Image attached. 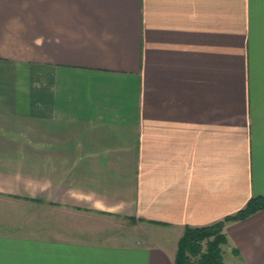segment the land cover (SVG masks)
Segmentation results:
<instances>
[{
  "label": "crops",
  "instance_id": "crops-1",
  "mask_svg": "<svg viewBox=\"0 0 264 264\" xmlns=\"http://www.w3.org/2000/svg\"><path fill=\"white\" fill-rule=\"evenodd\" d=\"M0 156L39 188L0 264H174L264 196V0H0ZM224 232L264 264V209Z\"/></svg>",
  "mask_w": 264,
  "mask_h": 264
},
{
  "label": "rangeland",
  "instance_id": "rangeland-1",
  "mask_svg": "<svg viewBox=\"0 0 264 264\" xmlns=\"http://www.w3.org/2000/svg\"><path fill=\"white\" fill-rule=\"evenodd\" d=\"M4 156H0V230L13 231L18 229L19 233L39 235V188L37 177H24L20 172H16L15 179L10 180L6 178V174L2 168L7 166L3 163ZM19 158V157H14ZM12 166V165H11ZM47 213L46 211L44 212ZM251 216V215H250ZM107 229V228H106ZM130 225H117L114 228L104 230L101 239L107 240L109 238L118 237V234L124 233L128 237L132 232ZM115 237V238H116ZM226 262L229 261L228 251L223 252ZM224 261V262H225ZM232 264V263H227ZM237 264V263H234Z\"/></svg>",
  "mask_w": 264,
  "mask_h": 264
},
{
  "label": "trees",
  "instance_id": "trees-1",
  "mask_svg": "<svg viewBox=\"0 0 264 264\" xmlns=\"http://www.w3.org/2000/svg\"><path fill=\"white\" fill-rule=\"evenodd\" d=\"M264 209V196H252L240 210L204 226H185L177 240L174 264H227L223 260L222 245L227 243L224 226L244 220Z\"/></svg>",
  "mask_w": 264,
  "mask_h": 264
}]
</instances>
